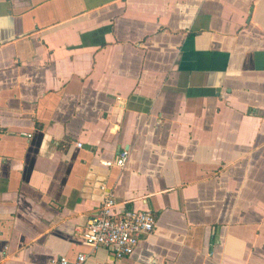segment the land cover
I'll list each match as a JSON object with an SVG mask.
<instances>
[{"label": "crops", "instance_id": "obj_1", "mask_svg": "<svg viewBox=\"0 0 264 264\" xmlns=\"http://www.w3.org/2000/svg\"><path fill=\"white\" fill-rule=\"evenodd\" d=\"M109 193L156 219L121 260ZM79 254L264 264V0H0V264Z\"/></svg>", "mask_w": 264, "mask_h": 264}, {"label": "built area", "instance_id": "obj_2", "mask_svg": "<svg viewBox=\"0 0 264 264\" xmlns=\"http://www.w3.org/2000/svg\"><path fill=\"white\" fill-rule=\"evenodd\" d=\"M129 153L123 152L117 165L125 167ZM117 204L110 193L104 199L98 214L89 219L82 238L90 248H106L118 260L132 256L141 240L155 230L156 219L151 212L126 211L116 213ZM87 255L79 254L76 260L60 257L49 264H85Z\"/></svg>", "mask_w": 264, "mask_h": 264}]
</instances>
